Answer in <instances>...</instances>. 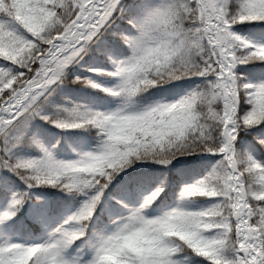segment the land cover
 <instances>
[{
	"label": "snow or ice",
	"instance_id": "snow-or-ice-1",
	"mask_svg": "<svg viewBox=\"0 0 264 264\" xmlns=\"http://www.w3.org/2000/svg\"><path fill=\"white\" fill-rule=\"evenodd\" d=\"M0 264H264V0H0Z\"/></svg>",
	"mask_w": 264,
	"mask_h": 264
}]
</instances>
